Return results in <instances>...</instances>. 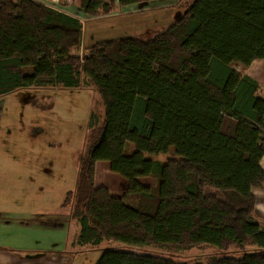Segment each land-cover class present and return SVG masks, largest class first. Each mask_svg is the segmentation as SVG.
I'll use <instances>...</instances> for the list:
<instances>
[{"label": "trees", "instance_id": "obj_1", "mask_svg": "<svg viewBox=\"0 0 264 264\" xmlns=\"http://www.w3.org/2000/svg\"><path fill=\"white\" fill-rule=\"evenodd\" d=\"M76 1L87 15H107L152 0ZM82 40L76 16L40 0H0V97L22 88L91 90L84 141L72 153L76 183L61 203L78 224L72 244L255 245L240 257L196 263L108 248L95 264H264L255 212L264 185V93L233 68L264 59V0H193L150 39H99L80 54ZM128 142L137 148L125 152ZM171 146L180 157L145 156ZM99 160L126 177L122 194L96 184ZM148 175L156 191L139 179Z\"/></svg>", "mask_w": 264, "mask_h": 264}, {"label": "crops", "instance_id": "obj_2", "mask_svg": "<svg viewBox=\"0 0 264 264\" xmlns=\"http://www.w3.org/2000/svg\"><path fill=\"white\" fill-rule=\"evenodd\" d=\"M40 1L78 17L83 22V27L84 20H104L116 16L118 13H122L123 10H127L125 6H119L120 12L116 11V9L114 12L107 15H87L76 0ZM179 1L181 0H152L145 2L148 5H145L142 9L144 11L146 9L156 11L164 9V21H166V25L163 26L164 28L178 18L184 11L176 12L175 8ZM192 1L193 0H190L189 4ZM130 6L132 7L128 6L129 9L137 5L134 3V5ZM105 35H110V33L106 32ZM236 71L238 70L236 69ZM262 71H264V59L254 60L249 66L240 70V72L250 75L259 82L261 94L264 93V80L259 76ZM25 89L28 90L29 88H22L15 91H26ZM86 91H89V89ZM10 93L0 97H3V101L0 100L1 108L4 107V104L7 110L11 107V97L10 100L6 98ZM33 98L38 97L36 95H31L26 103L24 100L20 102V99L17 98L18 102L22 104V108H24V106L28 108L27 105L31 107V110L28 109V115L30 117L24 115L23 123L22 121L19 122L23 126L20 127V131L15 128L16 123L13 113L9 111L0 113V235L4 237L1 239L2 243H0V264H64L68 256L53 254L41 256V254L37 252L38 254H36V256L29 257L28 254L32 251H39V249L44 248L46 242H51V244H54L52 242H57L54 245H59V247L62 248L60 250L63 251L71 249V247H69V230L67 231V228L66 230L63 229L65 232L64 237L56 241L53 235L56 233V230L60 231L64 226L63 224L61 226L52 225V223L47 220L52 222L57 221V218H49L50 215H55L49 214L50 211L61 208L64 194L68 190L74 188L78 168L71 154L73 150H77L82 145L83 139L81 138V144L77 145L78 141L75 143L70 142L69 144H66L67 142H62V136H60V138H55V136L51 135L43 137L42 135L36 134V137H28L26 133H28L30 127L35 126L42 129V131L44 130V132L47 131L50 133L45 129L46 124L54 121L59 122V120L62 119L60 114L59 117L55 114L48 120H39V115L33 112L37 107L33 108L31 106ZM86 100H88L90 107V96L89 99ZM57 108L58 103L54 102L52 110ZM19 114L23 116V113ZM36 118L38 121H33V119L35 120ZM82 136L83 134L81 137ZM24 138L27 139L26 143L22 141ZM16 139L17 142H15ZM55 141H59L60 146L50 144ZM63 143H65V145H63ZM261 165L264 168V154L261 159ZM256 190L262 193L264 185ZM30 202L35 203L33 207ZM258 205V197L256 194L255 210L259 212L260 216L262 215L261 217L264 219V214H262L264 213V207L261 204L260 207H258ZM36 212L43 213L45 218L35 219L33 222H25L23 216H29L28 214L34 216ZM257 212L256 216L264 228V220L262 222L259 219ZM24 238L29 241L28 245H24L20 241L15 242L14 240ZM14 242L19 247L18 249L20 252H15L13 254L8 252L7 248H14L12 245Z\"/></svg>", "mask_w": 264, "mask_h": 264}, {"label": "rangeland", "instance_id": "obj_3", "mask_svg": "<svg viewBox=\"0 0 264 264\" xmlns=\"http://www.w3.org/2000/svg\"><path fill=\"white\" fill-rule=\"evenodd\" d=\"M189 2L190 0L179 1L175 8L176 12L186 10V8H188L191 4V3L189 4ZM135 4L137 6H133V8L131 9H129V7H132L130 5H134V4L125 5V8L127 10H123L122 13H118L116 16H112L108 19L97 20V21L84 20L82 46L80 50H77L78 53L82 54L84 52L83 50L84 48H86L88 45L93 44L95 41L101 38H118V37L134 36L138 39L147 40L153 37L157 32H159L163 28L164 25H166V21H164V14H165L163 12L164 9H160L158 11L152 9H146L144 11L142 8L148 4H146L145 2L135 3ZM116 11L120 12V8L118 7ZM106 32L110 33V35H105ZM233 68L235 70L237 69L238 71H240L244 67L239 64H234ZM259 76L262 80H264V71L260 72ZM170 78L173 79L176 78L175 74L171 72ZM80 89L82 88H71V89L29 88L28 90L25 89L26 91H14L10 93L9 96L8 95L6 96L8 100H10L11 97V107L9 108V110H7L5 109V104H4L3 108L0 107V113L4 111L5 112L9 111L13 113L16 123L15 128L18 131H20L21 130L20 127L23 126L19 122L22 121L23 123L24 115H27L28 117L29 116L28 109L31 110L30 105H27L28 108L26 106L22 108L21 106L22 104L20 102H23L24 100L26 103L31 95H36L38 97L37 103L46 102L49 104L50 100H52V102L58 103L57 109L52 110V108L50 107L40 109L31 105L33 108H36V110H34L33 112L39 115L40 117L39 120H43V119L48 120L51 118L52 115L55 114H57L58 117L60 114L62 119H60L59 122L54 121L49 124L48 123L46 124L45 129H47L50 133H48L47 131L44 132V130L42 131V129L40 131L39 128L32 126L30 127L26 135H28V137L30 138L36 137L35 136L36 134L42 135L43 137H48L49 135H51V136H55V138H60V136H62V142H67L66 144H69L70 142L75 143L76 141H78L77 145H80L81 138L84 141V133L87 127L86 121L89 114L88 111L90 110L88 104L89 102L86 99H89L90 96V100H91V90L86 91L87 89H82V90ZM80 94H82L83 96L82 98L80 97L78 99ZM2 98H0L1 101H3ZM17 98L20 99V102H18ZM75 98L78 99L79 102L75 100ZM90 106H91V102H90ZM19 113H23V116H21ZM33 121H38V119L37 118L35 120L33 119ZM82 134L83 136L81 137ZM17 139L15 140V142H17ZM22 141L26 143L27 139L24 138ZM50 144L60 146L59 141L57 142L55 141L54 143H50ZM63 145H65V143H63ZM136 148L137 146L134 143L128 142L125 145V152H132ZM75 150H73L72 153ZM145 156L147 158L157 159L161 162H166L171 158L180 157L173 146H171L168 151L160 152L157 154L145 152ZM139 179L141 182L145 184L152 185L153 191L157 190V184L155 181L156 179L154 177L148 175V176H141L139 177ZM95 182L97 185L107 186L111 193L120 195L125 189L127 180L126 177L123 176L122 174L111 171L109 169V162L107 160H99L97 162ZM255 193L257 194L258 197V203H259L258 207H260V204L264 207V202H263L264 190L262 193H260L259 191ZM30 203L32 207L35 204L33 202ZM70 211H71V205L66 208H56L55 210L50 211L49 214H55V215H50L49 218L52 219L57 218V221L56 222H52L49 220L47 221L51 222L52 225L61 226L63 224L64 226L60 231L56 230V233L53 235V238L56 241H58L57 239L64 237L65 232L63 229L66 230L67 228V231L69 230V236H68L70 237L69 247H71V249H67L63 251L60 250L62 248L59 247V245L56 246L54 245L57 242L56 243L52 242L54 244H51V242H46V246L44 248L39 249V251H32L30 254H28L29 257H34L36 256V254H38L37 252H39L41 256L51 255V254L68 256L67 261L64 264H95V262L97 261L98 257L100 256L103 250L108 248H114L120 250H131L140 253L158 255L162 257L171 258L180 262L196 263V262H205L211 257H216V258L224 257V256L240 257L244 254V252L255 251L257 249V246L255 245H249L243 250H238L233 247L229 249H220L216 246H203L200 248H192L181 251H170V250H163L153 246H141L137 244L123 243L114 239H104L96 244L86 243L84 245L78 246L71 243V241L75 237V234L77 233L78 224L76 220L71 218ZM257 213L259 219L263 222L264 219L261 217L262 215L260 216V213L259 212ZM28 215L29 216H23L25 222H33V220L35 219L45 218V215H43V213L36 212L34 216H31L30 214ZM3 238H4L3 235H0V243H2L1 239ZM14 240L15 242L20 241L24 245L29 244V241L26 238L20 240L19 239H14ZM15 242L12 244L14 248H7L8 252L13 254L15 252L16 253L20 252L18 249L19 247L15 244Z\"/></svg>", "mask_w": 264, "mask_h": 264}, {"label": "bare ground", "instance_id": "obj_4", "mask_svg": "<svg viewBox=\"0 0 264 264\" xmlns=\"http://www.w3.org/2000/svg\"><path fill=\"white\" fill-rule=\"evenodd\" d=\"M82 94L79 95L78 99L81 97L82 98ZM75 98V100H77L79 102V100Z\"/></svg>", "mask_w": 264, "mask_h": 264}]
</instances>
